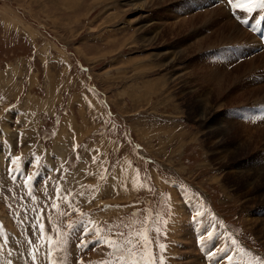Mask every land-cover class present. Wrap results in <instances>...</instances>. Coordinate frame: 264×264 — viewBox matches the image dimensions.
Here are the masks:
<instances>
[{
	"label": "rangeland",
	"instance_id": "374dc122",
	"mask_svg": "<svg viewBox=\"0 0 264 264\" xmlns=\"http://www.w3.org/2000/svg\"><path fill=\"white\" fill-rule=\"evenodd\" d=\"M137 1L0 0V229L43 264L114 259L85 227L142 231L157 264H212L205 246L224 245L231 264H264V52L236 63L224 47L258 39L223 6ZM159 22L183 27L154 39Z\"/></svg>",
	"mask_w": 264,
	"mask_h": 264
},
{
	"label": "snow or ice",
	"instance_id": "6c2138e0",
	"mask_svg": "<svg viewBox=\"0 0 264 264\" xmlns=\"http://www.w3.org/2000/svg\"><path fill=\"white\" fill-rule=\"evenodd\" d=\"M227 2L232 5L233 8H241L247 6V10L250 11L252 7L260 6L264 7V0H245V4L234 2V0H227ZM18 159V158H17ZM12 164L16 163V160L11 161ZM63 198V197H61ZM201 213L198 211L197 216H200ZM194 222H196L194 220ZM148 220L142 221V224H147ZM153 223L155 221L153 220ZM89 226H91L92 222H88ZM69 228H72V225H68ZM81 231L90 235L91 237H97L94 241L96 244H106L108 248L112 250V255L114 259H110L105 262V264H157V255L154 254L151 249L150 242L144 239L143 232H136L135 235L129 232V234L125 235L123 232H117L113 235L116 237H122L123 239H113L111 237H102V229L99 227H95L91 229L89 233L88 227L82 228ZM156 234L159 235L160 229H155ZM143 241V243H141ZM87 247L86 244L83 245ZM158 248L161 253L165 250L164 244H159ZM36 254H32V260L35 262ZM231 259V257H229ZM7 264H12V261L9 260ZM50 264H57L56 261H50ZM159 264H164V256H159Z\"/></svg>",
	"mask_w": 264,
	"mask_h": 264
},
{
	"label": "bare ground",
	"instance_id": "6f19581e",
	"mask_svg": "<svg viewBox=\"0 0 264 264\" xmlns=\"http://www.w3.org/2000/svg\"><path fill=\"white\" fill-rule=\"evenodd\" d=\"M146 2H142L141 0H138L137 2H135V4H132L136 9H141V10H145V11H148V10H151L152 9V11H153V8L154 7H156V6H160V5H162L164 2H165V0H149V1H147V0H145ZM68 2H69V0H68ZM102 2V1H101ZM138 6V7H137ZM219 11V10H218ZM215 15V14H214ZM186 18H187V16H186ZM180 22V21H179ZM188 22V19H185V21H183V22H181V23H185V26H186V23ZM160 24H157V25H154L155 26V28H158V29H161L159 32H156V30H154L153 31V33L155 34V36H153L152 35V37H154V39H156V38H158V37H161L162 39L163 38H165L166 36H173L174 34H179V31L177 32V30L179 29L180 30V28L181 27H183V25L182 24H178L179 26H177V27H175V23H171V22H169V23H161V22H159ZM166 24H168V25H166ZM191 24V23H190ZM235 25V24H234ZM178 28V29H177ZM186 28V27H185ZM157 29V30H158ZM240 29V28H239ZM243 30V29H242ZM240 31V30H239ZM240 32H242V31H240ZM244 32H246V30H244ZM246 34V33H245ZM242 35V34H241ZM237 38V37H236ZM252 38V37H251ZM149 39H151V38H149ZM192 39V38H191ZM190 39V40H191ZM180 43H182V42H180ZM198 43H199V41H197V42H194V43H192V44H188V45H186L185 46V49H180L181 48V46H179V47H177L174 51H172V52H170V54H164V55H166L167 56V59H169L170 60V62H168L170 65H174L175 63H178L179 62V60H180V58H182L183 57V55H185V57H186V55L188 54V52L189 51H192V50H194V48H196V45H198ZM255 43V42H254ZM254 48V47H253ZM170 51V50H169ZM80 52V51H79ZM175 53H177V54H175ZM190 56V55H189ZM187 58V57H186ZM182 60V59H181ZM172 65V66H173ZM53 92V91H52ZM4 93V92H3ZM12 94V93H11ZM26 102V101H25ZM29 102V101H28ZM28 104V103H27ZM25 105H26V103H25ZM28 108V107H27ZM215 112H211L210 113V115H207L206 117H204V118H202V123H203V125H205V127H207L208 125H210L213 121H214V119H215V116H216V110H214ZM204 119V120H203ZM22 120V119H21ZM229 123V122H228ZM8 126V125H7ZM208 127H210V126H208ZM223 127V126H222ZM226 130V129H225ZM10 134V133H9ZM58 141V140H57ZM59 146V145H58ZM61 149V148H60ZM57 151V150H56ZM126 168H127V166H126ZM121 178H122V185H123V189H124V185H125V183H123V182H125V180H124V178L122 177V175H121ZM132 184V183H131ZM133 185H135V182H134V184ZM130 187L132 188H134L135 186H132V185H130ZM121 191H124V190H122L121 189ZM177 200V199H176ZM178 203V202H177ZM180 210V209H179ZM175 211V210H174ZM177 215V214H176ZM184 215V214H183ZM178 216V215H177ZM179 217V216H178ZM183 221V220H182ZM181 221V222H182ZM217 243H219L218 241H217Z\"/></svg>",
	"mask_w": 264,
	"mask_h": 264
}]
</instances>
